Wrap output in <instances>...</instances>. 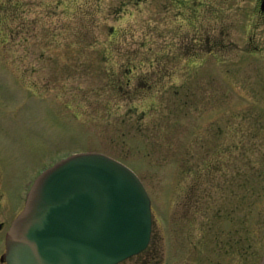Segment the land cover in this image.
Instances as JSON below:
<instances>
[{
    "label": "rangeland",
    "instance_id": "rangeland-1",
    "mask_svg": "<svg viewBox=\"0 0 264 264\" xmlns=\"http://www.w3.org/2000/svg\"><path fill=\"white\" fill-rule=\"evenodd\" d=\"M256 1L0 0V221L19 215L44 169L97 151L131 167L153 199L155 244L125 264H162L166 239L193 259L215 214L254 260L264 239ZM199 193L212 198L198 206Z\"/></svg>",
    "mask_w": 264,
    "mask_h": 264
},
{
    "label": "water",
    "instance_id": "water-1",
    "mask_svg": "<svg viewBox=\"0 0 264 264\" xmlns=\"http://www.w3.org/2000/svg\"><path fill=\"white\" fill-rule=\"evenodd\" d=\"M151 197L124 162L72 153L44 169L6 237L8 264H119L144 251ZM261 264H264V256Z\"/></svg>",
    "mask_w": 264,
    "mask_h": 264
},
{
    "label": "flooded vegetation",
    "instance_id": "flooded-vegetation-1",
    "mask_svg": "<svg viewBox=\"0 0 264 264\" xmlns=\"http://www.w3.org/2000/svg\"><path fill=\"white\" fill-rule=\"evenodd\" d=\"M255 12L257 13V18L259 19L260 24L263 23L264 22V0L256 1ZM143 183L151 197V202H152V211H153L152 235H151V239H150L148 247L141 253L136 254L132 257L141 255L142 253L146 252L151 245L154 246L155 244L154 236H155V228H156V215L154 212V206H153L154 204H153V199L151 196L150 189L148 188L147 184L144 181ZM201 195H206V196H201ZM210 196L211 195L209 193H206V194L199 193V195L196 196L195 198L189 197V198H186V200L188 202H192L191 199H194V202L198 206L199 205L203 206L205 205L206 202L204 203L202 201L211 199L212 197ZM2 211L4 212V209ZM216 216L217 215L215 214L214 217ZM214 217L209 218L210 223L207 226V229L213 232V235H211L212 239L209 241V238L207 239L204 238L203 240H199V242L196 243L195 246L197 247V250H196V254L193 259H192V256L187 255V253L189 254L188 252L189 249L187 247L184 248V246H181L178 250L177 249L174 250L173 245L171 244L170 240L166 239L165 247H164L165 250L163 252L164 255L162 256V264H261L262 258L264 256V239L260 242V246H259L260 248L256 254V258L250 261L251 253H249V250L245 249L243 247L244 245L242 246V243H240V240H236L233 237L234 229L231 228L232 224H228V223L218 224L216 223L217 217L216 218ZM2 218L3 219L0 221V241L2 243V246H0V264H8L5 258L6 237H7V233L12 223H9L6 215H3ZM184 219L187 220L186 222H187L188 227H190L191 225L196 227L198 225V223L194 221L197 219L196 216H187V218L185 217ZM222 226H223V229L221 228ZM263 234L264 232L260 236L261 239H262ZM247 236L250 238L249 234ZM254 236L257 240L259 235L256 236V233L254 232ZM239 256L240 257L242 256L243 259L246 257L249 263L239 262ZM125 261L119 264H125L124 263ZM141 264H153V262L151 261V259H149L147 261L142 262Z\"/></svg>",
    "mask_w": 264,
    "mask_h": 264
}]
</instances>
